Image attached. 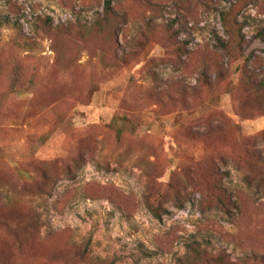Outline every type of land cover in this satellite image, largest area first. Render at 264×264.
Returning <instances> with one entry per match:
<instances>
[{
	"label": "rangeland",
	"instance_id": "1",
	"mask_svg": "<svg viewBox=\"0 0 264 264\" xmlns=\"http://www.w3.org/2000/svg\"><path fill=\"white\" fill-rule=\"evenodd\" d=\"M0 264H264V0H0Z\"/></svg>",
	"mask_w": 264,
	"mask_h": 264
},
{
	"label": "trees",
	"instance_id": "2",
	"mask_svg": "<svg viewBox=\"0 0 264 264\" xmlns=\"http://www.w3.org/2000/svg\"><path fill=\"white\" fill-rule=\"evenodd\" d=\"M110 1H106L104 5V19L102 26L104 27H111L112 22H114L115 18L113 17L110 9ZM49 19H46V22H44V26L48 28L49 24ZM171 26H168V29H170ZM102 31V30H100ZM184 46H187V42H183ZM177 51L181 52V48L178 47ZM110 130L114 133L115 138L117 141H120L122 137L126 134H131L134 135L136 130H137V121L133 119L132 117L128 116H119L115 119L112 120L111 124L109 125ZM177 208H181L180 206H177ZM160 209L159 208H154L151 209V214L156 220L161 219V215L159 214ZM188 250L196 257L200 258L201 254L197 251V249L194 246H189Z\"/></svg>",
	"mask_w": 264,
	"mask_h": 264
}]
</instances>
